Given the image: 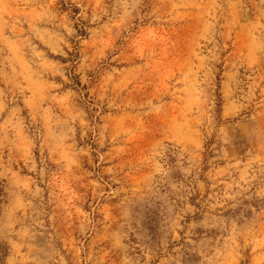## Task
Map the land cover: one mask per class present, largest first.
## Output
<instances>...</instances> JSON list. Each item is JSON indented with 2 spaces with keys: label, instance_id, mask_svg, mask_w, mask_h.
Returning <instances> with one entry per match:
<instances>
[{
  "label": "rangeland",
  "instance_id": "rangeland-1",
  "mask_svg": "<svg viewBox=\"0 0 264 264\" xmlns=\"http://www.w3.org/2000/svg\"><path fill=\"white\" fill-rule=\"evenodd\" d=\"M0 264H264V0H0Z\"/></svg>",
  "mask_w": 264,
  "mask_h": 264
}]
</instances>
